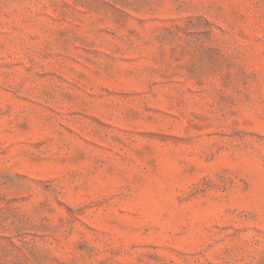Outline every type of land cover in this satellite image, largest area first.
<instances>
[{
  "label": "rangeland",
  "instance_id": "rangeland-1",
  "mask_svg": "<svg viewBox=\"0 0 264 264\" xmlns=\"http://www.w3.org/2000/svg\"><path fill=\"white\" fill-rule=\"evenodd\" d=\"M0 264H264V0H0Z\"/></svg>",
  "mask_w": 264,
  "mask_h": 264
}]
</instances>
